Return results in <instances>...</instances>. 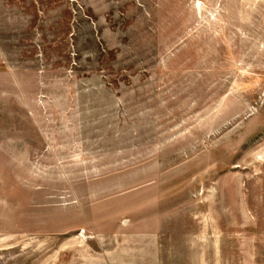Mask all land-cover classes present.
Segmentation results:
<instances>
[{"label":"rangeland","instance_id":"1","mask_svg":"<svg viewBox=\"0 0 264 264\" xmlns=\"http://www.w3.org/2000/svg\"><path fill=\"white\" fill-rule=\"evenodd\" d=\"M0 264H264V0H0Z\"/></svg>","mask_w":264,"mask_h":264}]
</instances>
